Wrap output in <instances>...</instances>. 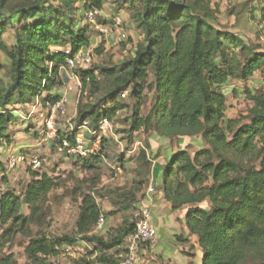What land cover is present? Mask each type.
Listing matches in <instances>:
<instances>
[{
    "label": "trees",
    "instance_id": "trees-1",
    "mask_svg": "<svg viewBox=\"0 0 264 264\" xmlns=\"http://www.w3.org/2000/svg\"><path fill=\"white\" fill-rule=\"evenodd\" d=\"M106 1L0 0V54L9 61L8 66L0 63V71L5 70L7 77L0 78V146L11 143L9 129L16 121L12 106L32 105L42 93L48 94L41 100L44 106L62 102L57 89L61 68L80 52L88 53L91 43L83 21L89 11L103 13ZM122 1L129 4L143 40L121 65L80 69L81 80L90 85L91 95L97 99L80 109L77 127L89 119L94 124L113 120L125 110L119 99L129 91L137 101L130 133H156L181 142L200 137L204 142L200 150L192 154L182 147L164 163L161 192L165 201L173 210H187V228L198 237L203 264H264V80L256 82L258 89L241 90L233 84L248 83L256 73L264 74V52L234 33L220 30L211 0ZM260 12L264 23V7ZM9 26L15 27L10 47L5 41ZM63 41L70 43L69 54L51 51ZM98 70L105 76L103 87ZM145 89L154 92L155 105L142 116ZM101 92L104 94L98 98ZM230 95H245L252 102L245 121L229 117ZM73 138L63 136L60 142ZM101 158L93 155L90 161ZM141 158L146 161L145 152ZM142 186L139 183L114 199L118 208L108 215L129 211ZM58 187L49 175L33 173L22 198L4 194L0 250L12 236L23 234L30 238L25 249L28 259L42 264L75 244L69 237L50 240L29 235L30 227L39 224L50 193ZM22 204L28 205L31 215L22 214ZM102 214L96 200L84 196L77 234L95 249L75 264H120L126 253L127 248H118L134 232V223L117 229L116 238L103 239L91 235ZM0 264L16 261L10 255L0 259Z\"/></svg>",
    "mask_w": 264,
    "mask_h": 264
},
{
    "label": "rangeland",
    "instance_id": "rangeland-1",
    "mask_svg": "<svg viewBox=\"0 0 264 264\" xmlns=\"http://www.w3.org/2000/svg\"><path fill=\"white\" fill-rule=\"evenodd\" d=\"M21 1L23 0H14V3ZM128 7L129 4L122 0H107L103 14L97 20L99 26H105L104 23H111L109 19L116 16L122 17L125 38H122L119 31L112 27V31L109 30V37L100 34L95 26L88 23L87 18L84 19L82 25L87 29L86 36L91 43L90 49L94 50L93 62L89 70L121 65L131 57L135 47L143 40L142 33L132 21V13ZM211 7L218 11L216 17L220 30L234 33L260 53L264 52V23L261 22L260 12V9L264 7V0H211ZM4 13L9 15L7 11ZM15 27L9 26L5 34V41L9 47L14 43ZM70 49L69 41H63L51 47L52 52H70ZM0 63L5 66L9 64L7 57L3 54H0ZM80 71V69L72 70L69 65L61 68L57 89L63 96L62 101L67 100L65 114L57 112L52 116L51 109L54 106H44L41 101L48 95L47 93H42L40 99L36 98L32 105L16 104L11 107L16 117V121L9 129L11 143L0 146V185L4 194L12 193L22 198L29 182L32 181L33 173L47 174L59 185L50 193L42 215L39 217V224L30 227L29 235L31 237L46 236L50 240L69 237L76 242L69 247V252L63 250L58 257L42 264H75L95 249L94 245L82 241L77 234V221L84 196L89 195L96 200L105 219L103 228L97 231L94 227L91 235L107 240L116 238L117 229L123 227L125 223H133L139 207H144L142 202L145 201V197L148 194L154 195L149 193V189L156 188L155 180L162 174L164 163L182 147L193 154L204 146L200 137L181 142L178 139L160 137L156 133L143 131L130 133L131 117L137 101L127 91L126 96L119 99L121 104L126 105L125 110L118 112L113 120H108L109 125L107 130H104L105 133L99 132L103 138L99 148H95L96 140L91 132L96 131L104 119L95 124L93 119L88 120L90 130L85 132L87 141L85 147L93 150L94 155H101L100 161H90L93 155L80 159L59 153L57 147L60 138L75 137L80 109L90 103H96L97 96L91 95V87L81 80ZM96 73L101 86H105L107 84L105 76L99 70ZM0 78L7 79L5 70L0 71ZM152 80L151 77L149 83ZM263 80L264 74L260 72L256 73L252 81L248 83L234 81L233 84L241 90L250 89V87L258 89L259 85H256V82ZM103 94L104 92L98 94V98ZM141 101V115L147 116L155 105L154 92L145 89ZM252 106V102L245 95H230L227 113L232 119L245 121ZM51 117L56 123L57 138L45 142L42 133L46 130V121ZM21 147L24 148L19 150ZM15 150L26 161L11 173L8 169V160ZM143 152L146 155L145 162L141 158ZM85 160H88L87 165L84 163ZM35 161L40 163L38 168L33 166ZM161 182L163 184V181ZM139 183L143 186L141 192L137 193V200L132 208L109 216L111 211L118 208L113 205L114 199H118L122 193L135 189ZM21 212L24 216L31 215L26 204H22ZM29 241L30 238L23 234L12 236L11 241L0 250V259L13 255L16 264H36L30 261L25 253ZM126 248L127 239L118 249L123 251ZM115 251L117 249L111 253ZM194 264H199V261H195Z\"/></svg>",
    "mask_w": 264,
    "mask_h": 264
},
{
    "label": "built area",
    "instance_id": "built-area-1",
    "mask_svg": "<svg viewBox=\"0 0 264 264\" xmlns=\"http://www.w3.org/2000/svg\"><path fill=\"white\" fill-rule=\"evenodd\" d=\"M102 12L92 10L87 14V21L90 25L95 26L96 30L107 37H109V30L111 27L117 31H119L122 38H125V30H124V22L122 17L116 16L112 19H109L112 25L106 24L105 26H99L97 20L100 16H102ZM112 31V29H111ZM67 54L70 52L67 51ZM93 53L94 50L90 49L87 54H83L80 52L72 59H68V65L73 69H88L93 62ZM125 97V93L122 95ZM67 100H63L56 106L51 109L52 116H54L57 112H61L62 114L66 113L65 103ZM89 121L83 123V125L77 128L75 137L73 140L63 139L58 144V151L61 154H66L70 157H79L80 159H86L90 155H94L95 152L93 150L87 149L85 144L87 143L85 139V132L89 131ZM109 125L108 120H104L100 123L99 128L91 132L93 137L96 140L95 148H99L98 146L102 143V137L99 132H104L107 130ZM46 130L43 131L44 141H50L56 139L57 135V127L56 123L51 117L45 123ZM105 133V132H104ZM26 159L19 155H12L8 160V169L9 171H15L18 169ZM34 168H38L40 166L39 162H33ZM157 189L155 187H151L149 189L150 194H155ZM4 196L3 188L0 185V205L2 203V199ZM133 223L135 225V230L127 237V251L126 253L121 255L120 264H143L145 247L155 245L158 238V230L156 226L152 222V213L149 208L139 207L138 211L135 213ZM105 224V219L103 216L100 217L97 224L95 225V229L97 231L101 230ZM70 251L69 247H64L62 251ZM52 261L53 259H49Z\"/></svg>",
    "mask_w": 264,
    "mask_h": 264
},
{
    "label": "crops",
    "instance_id": "crops-1",
    "mask_svg": "<svg viewBox=\"0 0 264 264\" xmlns=\"http://www.w3.org/2000/svg\"><path fill=\"white\" fill-rule=\"evenodd\" d=\"M16 150L13 155H18ZM161 181L162 174L155 180L156 194H148L142 202L144 207L151 210L152 222L158 230L156 244L145 247L143 264H194L195 261L203 264L204 254L198 244V237L187 228V210L172 209V205L162 195Z\"/></svg>",
    "mask_w": 264,
    "mask_h": 264
}]
</instances>
